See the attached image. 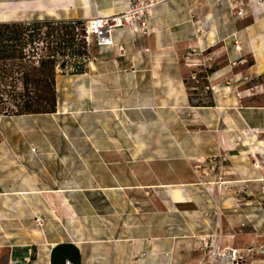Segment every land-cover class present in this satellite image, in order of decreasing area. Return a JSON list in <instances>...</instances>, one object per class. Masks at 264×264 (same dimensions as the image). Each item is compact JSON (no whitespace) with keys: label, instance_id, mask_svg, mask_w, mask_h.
<instances>
[{"label":"crops","instance_id":"obj_1","mask_svg":"<svg viewBox=\"0 0 264 264\" xmlns=\"http://www.w3.org/2000/svg\"><path fill=\"white\" fill-rule=\"evenodd\" d=\"M151 1L148 37L115 31L111 48L90 47L91 40L84 71L68 74L71 81L80 80L81 99L87 103L80 143L73 142L76 122L68 108L54 114L0 113L1 198L60 195L40 183L55 181L58 118L64 116L65 166H72L74 154L82 166L95 159L98 163L92 165L101 162L108 173L91 175L97 183L92 191L107 197L118 189H132L130 217L118 224V230L124 233L127 228L128 234L80 242L50 235L10 241L0 245V264H228L220 263V257L233 252L240 264H264L258 222L262 208L248 204L243 173L264 142V106L254 104L264 97V0ZM126 4L0 0V23L85 22L121 13ZM237 9H244L245 15L236 17ZM234 38L240 52L233 49ZM196 99L200 102L194 103ZM92 101L98 103L96 111L91 110ZM205 101L209 104H202ZM105 107L113 120L128 119L123 146L121 123L105 126ZM105 134H112V141H106ZM122 149L132 159L129 186L118 183L115 168ZM184 163L195 169L175 184L162 172ZM209 164L222 172H206L202 167ZM192 185L199 201L186 212L180 209L182 201L172 197H189L190 190L180 188ZM250 213H257L256 220ZM170 214H176V222L170 221ZM249 226L254 229L248 231Z\"/></svg>","mask_w":264,"mask_h":264},{"label":"rangeland","instance_id":"obj_2","mask_svg":"<svg viewBox=\"0 0 264 264\" xmlns=\"http://www.w3.org/2000/svg\"><path fill=\"white\" fill-rule=\"evenodd\" d=\"M45 29L41 31V37L32 43H26L22 51L24 60L20 61H4L0 62L1 72H5L7 76L4 79H0L7 86L6 88L0 87V110L10 111L9 114L13 115L16 109L13 104L16 103L8 95V91L21 92L22 91V73L31 72L33 67H37V58L32 59V49L39 55H47L48 48L52 47L49 45L50 41L53 42V38L44 37L43 33ZM24 42L27 41L26 35H31L29 32H25ZM94 42L90 44L94 46ZM97 46V45H96ZM37 49V50H36ZM42 50V52H41ZM73 71L69 66L65 72H61L59 69L56 70L55 75V90H56V111L59 110L60 113H65L68 108L69 111H73L72 120L76 122V126L73 128V142L80 143L81 133H80V123L82 112L86 111L87 103L82 102L80 80L73 79L68 76ZM35 78V77H31ZM66 80H68L66 82ZM13 87V88H11ZM3 103V104H2ZM91 110H97V102L89 103ZM104 105L108 103H103ZM202 104H209V102H202ZM254 104L259 106H264V97L257 100ZM114 108V107H113ZM120 108L121 111L123 107ZM115 108V109H117ZM126 108H128V103ZM105 107V115L103 117L105 126L110 128L112 121L116 123H121L122 132L125 130V126L128 123V119H112V117L107 112ZM96 113L91 116L94 122L91 129L95 130L97 128L96 123ZM58 128H57V168H56V178L54 182L45 183L41 182L40 186L43 189H55L60 191V195L50 196L49 199L43 197H21V198H1L0 197V245H6L8 242H26L31 241L35 237H43L44 235H50L55 240H60L63 238L70 239L74 242H80L88 238L96 239L100 238H112L114 235L124 237L127 235V228H125L124 233L118 230V224L120 222H127L130 217L129 213L132 211V189H118L113 196L105 197L102 194H97L92 190L97 189V183L92 181L91 175L98 173H108L104 170V165L99 162L100 166H93L95 159L89 160V166H82L81 161L75 157L72 160V166H65L64 159V143L68 134H66L64 126V116L58 118ZM101 119V118H100ZM124 123L126 125H124ZM93 137L96 136L95 133L92 134ZM120 143H125L128 141V134L120 135ZM247 137L250 139L251 135L248 134ZM106 141H112V134H105ZM261 140L264 141V135H262ZM154 145L157 146L155 143ZM81 150H79L80 152ZM112 152V151H110ZM116 152V151H115ZM257 154L253 157L251 163H249L246 170L243 171L244 175L247 177V183L244 187L248 189V204L250 206L262 208L264 210V142L260 143L257 150ZM120 155L118 159L115 160L118 172L120 174V181L118 182L121 186L132 185V159H130L129 151L126 149L120 150ZM132 153V151H131ZM112 162V161H110ZM192 164V163H191ZM189 163H184L180 165H169L166 167V172L168 173L169 179L173 184L175 181L181 179L182 176L191 174L195 165ZM222 166V165H221ZM194 167V168H193ZM208 173H215L217 168L219 172H222L221 167L215 166L214 164H209L202 167ZM138 169V167H137ZM198 170V168H197ZM131 172V174H130ZM142 173V171H137ZM158 172V171H157ZM89 179V180H87ZM108 183V182H106ZM112 185V182H110ZM101 185L105 184L100 182ZM32 183H26L25 187L32 188ZM233 187V186H232ZM235 187V186H234ZM170 189L175 190V187H170ZM169 189V190H170ZM189 197H172V201L179 199L182 201L180 209H184L186 212L193 210L195 206L198 205L199 199L195 191V186H189ZM87 194L88 196L82 197L81 194ZM171 195V194H170ZM210 200V199H209ZM170 205L171 197H170ZM259 210L258 222L262 223L260 232L262 233L261 240H264V211ZM49 211V212H46ZM188 215L190 213H186ZM176 214H170V221L176 222ZM250 219L256 220L257 213H250ZM37 217H41L44 221V226L42 228L37 227L35 220ZM193 217V216H192ZM108 223V226H105ZM251 225V224H250ZM254 226H249L248 231L253 230ZM119 233V235H118ZM121 233V234H120ZM192 244L195 239H190ZM260 253L264 254V245L260 248Z\"/></svg>","mask_w":264,"mask_h":264},{"label":"trees","instance_id":"obj_3","mask_svg":"<svg viewBox=\"0 0 264 264\" xmlns=\"http://www.w3.org/2000/svg\"><path fill=\"white\" fill-rule=\"evenodd\" d=\"M82 23L54 20L0 23V62L24 60L22 53L24 46L26 43L34 44L35 39L38 40L41 37V31L44 29V37L54 39L49 43L52 47L48 48L47 55H39L34 52L35 49H32L30 58H37V67H33L31 72L22 73V91L18 93L8 91V95L16 102L13 104L16 109L13 115L54 114L56 112V70L65 72L70 66L73 69L70 74H81L89 58L83 32L75 31V28L81 27ZM25 32L31 34L26 35V42L23 37ZM1 70L0 79H4L7 75ZM6 86L0 80V87L5 89ZM3 112L9 113L10 111L0 110V113Z\"/></svg>","mask_w":264,"mask_h":264},{"label":"built area","instance_id":"obj_4","mask_svg":"<svg viewBox=\"0 0 264 264\" xmlns=\"http://www.w3.org/2000/svg\"><path fill=\"white\" fill-rule=\"evenodd\" d=\"M153 6L151 0H127L125 11L106 17H96L82 23L81 27H76L75 31L83 32V38L89 46L93 40L98 47L111 48L114 46L112 34L119 30H131L139 33L141 36L148 37L151 33L149 28L150 10ZM235 16L241 18L245 15L244 9H237ZM233 49L236 52L241 51L240 43L236 38L233 40ZM122 51V48H118ZM200 102V99L194 100V103ZM37 227L42 228L44 221L41 217L35 220ZM220 263L240 264V259L236 257L235 252L232 254H222ZM65 264H70L66 261Z\"/></svg>","mask_w":264,"mask_h":264}]
</instances>
